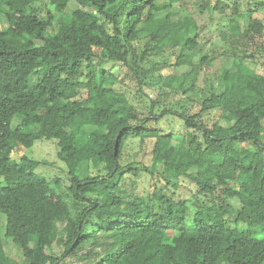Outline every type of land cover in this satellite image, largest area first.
Returning a JSON list of instances; mask_svg holds the SVG:
<instances>
[{"label":"trees","instance_id":"1","mask_svg":"<svg viewBox=\"0 0 264 264\" xmlns=\"http://www.w3.org/2000/svg\"><path fill=\"white\" fill-rule=\"evenodd\" d=\"M260 66L264 0H0V264H264Z\"/></svg>","mask_w":264,"mask_h":264},{"label":"rangeland","instance_id":"2","mask_svg":"<svg viewBox=\"0 0 264 264\" xmlns=\"http://www.w3.org/2000/svg\"><path fill=\"white\" fill-rule=\"evenodd\" d=\"M214 41L218 42L216 40V37L214 38ZM225 64L227 66H230V61L226 60ZM188 69L189 68L187 66H180V67L173 68V69L166 68L163 70V72L164 73L171 72L174 74H180ZM260 69L264 71V67L260 66ZM124 82L127 83L128 80H125ZM153 89H156V86H151L150 88H147L146 91L154 96L155 92L152 91ZM164 98L165 97H162V99ZM178 98L179 96L176 95L174 97V101L177 100ZM171 128L172 130H176V129H179L180 126L176 123H172ZM150 146H151V143L148 141H144L141 144H139V142L137 141H133L132 143L128 142L124 148V156L122 158V161L126 163L136 161L139 165L140 164L149 165L150 164V161H149ZM56 148L57 147L54 141L42 140V141L36 142L31 148L25 150V153L32 158L39 159V160H46L49 163V165L46 166L45 170L50 175H57V176L63 177L64 175L62 171L63 165L57 160ZM84 168L85 166H82L83 170ZM135 189H136V192L138 193L145 192V190L148 189V179L145 176L144 177L142 176V178L138 179ZM174 192L178 197H186L189 194V189L183 186L178 189H174ZM0 219L3 221L4 216L0 215ZM242 226L243 224H238V227H242ZM5 247H6L7 252L11 256L18 257L19 252L15 248V246L11 244L10 241H5ZM54 250L58 252L59 248L57 246H54Z\"/></svg>","mask_w":264,"mask_h":264}]
</instances>
